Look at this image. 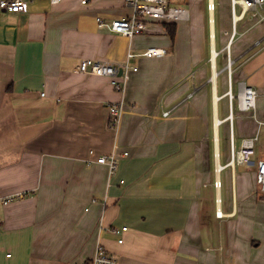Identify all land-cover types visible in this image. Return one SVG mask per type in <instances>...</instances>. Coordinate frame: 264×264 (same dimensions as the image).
<instances>
[{
  "label": "crops",
  "instance_id": "crops-1",
  "mask_svg": "<svg viewBox=\"0 0 264 264\" xmlns=\"http://www.w3.org/2000/svg\"><path fill=\"white\" fill-rule=\"evenodd\" d=\"M25 1L0 11V264H90L98 244L118 264H264L258 145L251 163L229 165L219 107L229 54L234 82L258 92V109L234 121L235 147L264 140V22L248 14L232 37L229 0L218 46L217 0H172L188 9L174 38L160 21L133 37L100 26L131 13L125 0ZM89 58L137 69L120 92L111 76L77 70ZM120 100L114 129L108 105ZM112 152L110 178L97 158Z\"/></svg>",
  "mask_w": 264,
  "mask_h": 264
},
{
  "label": "built area",
  "instance_id": "built-area-1",
  "mask_svg": "<svg viewBox=\"0 0 264 264\" xmlns=\"http://www.w3.org/2000/svg\"><path fill=\"white\" fill-rule=\"evenodd\" d=\"M55 1V0H54ZM88 0H82L87 3ZM128 7L131 8V13L126 16L116 17L110 21H105L98 17L100 26H106L111 31L120 33L129 37L143 34L150 29L152 22H176L180 19L186 18L188 9L186 7L177 5L172 0H125ZM216 4L214 0L208 2V9L215 10ZM27 9V2L25 0H0V11L6 10L10 12L24 11ZM240 9V11H238ZM231 13L233 17V33L232 37L236 34V23L244 19L248 14L256 22L264 21V0H231ZM164 50L156 47L148 48L144 54L147 56L163 55ZM132 54H129V57ZM235 59L231 58L228 54L226 70L228 75V87L224 95L228 98V113L225 121L229 122V134L231 143V158L229 165L235 163L249 164L252 161V156L256 151L257 143L260 139L259 133L246 136L242 139L241 146L235 147L234 144V121L236 115V105L238 111L241 112H254L257 107L258 92L257 89L248 84L246 80L235 82L233 78V65ZM136 70L137 67L130 65L129 60L123 64H115L110 61H102L95 59H83L78 65V71L93 73L97 75L111 76L113 85L116 90L123 92L126 87V81L129 78V71ZM119 72H121L119 76ZM122 78V79H121ZM109 125L114 129L120 127L123 115L124 101H115L109 103ZM169 110L164 111L168 114ZM124 154H128L127 151ZM97 161L108 166L109 177H113L119 170V155L112 152L108 155H100ZM222 167L220 166V169ZM256 178L259 187L264 191V159L261 158L257 161ZM124 183V179H121ZM222 185L220 180L215 182V186ZM22 194L13 195L5 199V202L12 201ZM127 226L115 228L113 231L119 236L118 241H124L123 232L127 230ZM90 264H118V257L114 252L109 251L103 244H98L96 253L91 260Z\"/></svg>",
  "mask_w": 264,
  "mask_h": 264
},
{
  "label": "rangeland",
  "instance_id": "rangeland-1",
  "mask_svg": "<svg viewBox=\"0 0 264 264\" xmlns=\"http://www.w3.org/2000/svg\"><path fill=\"white\" fill-rule=\"evenodd\" d=\"M206 1V0H205ZM218 2H221L222 5L220 7H218L217 9V12H216V19H217V23H218V42H219V45L220 46V38H221V28L222 27H227L229 26L230 29L232 27V22L230 20V14H229V0H217ZM231 1V0H230ZM231 11V10H230ZM238 11H240V9H238ZM249 16V15H248ZM264 22V21H263ZM241 24V23H240ZM261 27L260 25H255V27L253 28V31H256L258 30V28ZM238 30H242V24L239 25V28ZM226 77V73L225 74H222L220 76V82L223 83L224 79ZM227 81V79H226ZM237 86V82H235V87ZM219 107H220V116L223 117L225 116L226 112L228 113V98H224L223 100L220 101V104H219ZM257 109H258V106H257ZM240 113H243V112H240L238 111L237 109V105H236V115H235V124L237 122L238 124V115ZM236 124V125H237ZM227 125V123H226ZM226 125L223 124L220 128V133H221V146H222V154H223V159L225 158V149H226V145H228V148L230 146V142H229V139L226 140ZM264 129V128H263ZM237 131V130H236ZM225 135V136H224ZM257 152L256 154L254 155V160L256 161L259 157L261 158H264V140H260L257 144ZM228 174H227V170L224 171V179L225 177H227ZM225 182V186L224 188L226 189L227 187V184H226V181L224 180ZM259 184V183H258Z\"/></svg>",
  "mask_w": 264,
  "mask_h": 264
},
{
  "label": "trees",
  "instance_id": "trees-1",
  "mask_svg": "<svg viewBox=\"0 0 264 264\" xmlns=\"http://www.w3.org/2000/svg\"><path fill=\"white\" fill-rule=\"evenodd\" d=\"M166 26H167V30L169 31V33L171 34L172 38H174L175 35V22H165Z\"/></svg>",
  "mask_w": 264,
  "mask_h": 264
}]
</instances>
